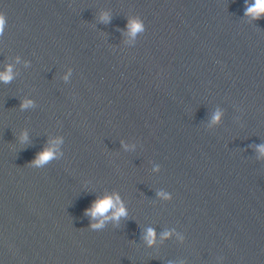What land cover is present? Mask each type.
Segmentation results:
<instances>
[{
    "label": "water",
    "instance_id": "1",
    "mask_svg": "<svg viewBox=\"0 0 264 264\" xmlns=\"http://www.w3.org/2000/svg\"><path fill=\"white\" fill-rule=\"evenodd\" d=\"M245 7L0 0V264H264V17ZM105 194L129 217L106 231L86 213Z\"/></svg>",
    "mask_w": 264,
    "mask_h": 264
},
{
    "label": "clouds",
    "instance_id": "2",
    "mask_svg": "<svg viewBox=\"0 0 264 264\" xmlns=\"http://www.w3.org/2000/svg\"><path fill=\"white\" fill-rule=\"evenodd\" d=\"M245 16L250 20H257L264 17V0H251V3H248L246 0L245 7ZM107 19V17H104ZM5 25V18L3 14H0V33L3 32ZM128 28L131 34H135L137 31H143V26L139 20H130L128 23ZM12 78V68L10 65H5L3 71H0V81L7 83ZM32 103L30 100H25L21 107H27ZM219 113L213 117L214 121L219 119ZM58 143V141H57ZM259 152L264 154V145L259 146ZM53 157V150L46 148L38 153L34 164L37 166L47 162L50 158ZM160 195H164V193H159ZM167 198V197H166ZM86 213L96 219L95 223L91 224L93 229L103 228L105 231L111 225L119 226L124 222H127L129 219L127 211L119 199L115 201L111 197V195L105 194L97 197L91 203L90 207L86 209ZM153 235L154 230L149 228L147 230V234L145 239L149 245L153 243ZM164 236H167L168 233H163Z\"/></svg>",
    "mask_w": 264,
    "mask_h": 264
}]
</instances>
